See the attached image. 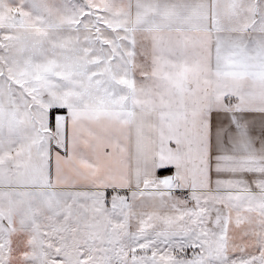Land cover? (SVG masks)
Listing matches in <instances>:
<instances>
[{
  "label": "snow or ice",
  "instance_id": "snow-or-ice-1",
  "mask_svg": "<svg viewBox=\"0 0 264 264\" xmlns=\"http://www.w3.org/2000/svg\"><path fill=\"white\" fill-rule=\"evenodd\" d=\"M0 264H264V0H0Z\"/></svg>",
  "mask_w": 264,
  "mask_h": 264
}]
</instances>
